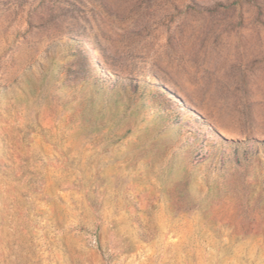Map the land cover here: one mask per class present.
<instances>
[{
    "label": "rangeland",
    "instance_id": "obj_1",
    "mask_svg": "<svg viewBox=\"0 0 264 264\" xmlns=\"http://www.w3.org/2000/svg\"><path fill=\"white\" fill-rule=\"evenodd\" d=\"M0 264H264V0H0Z\"/></svg>",
    "mask_w": 264,
    "mask_h": 264
}]
</instances>
